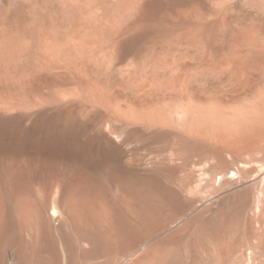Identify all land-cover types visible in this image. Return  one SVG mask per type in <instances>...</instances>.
I'll list each match as a JSON object with an SVG mask.
<instances>
[{
  "label": "rangeland",
  "instance_id": "obj_1",
  "mask_svg": "<svg viewBox=\"0 0 264 264\" xmlns=\"http://www.w3.org/2000/svg\"><path fill=\"white\" fill-rule=\"evenodd\" d=\"M0 264H264V0H0Z\"/></svg>",
  "mask_w": 264,
  "mask_h": 264
},
{
  "label": "bare ground",
  "instance_id": "obj_2",
  "mask_svg": "<svg viewBox=\"0 0 264 264\" xmlns=\"http://www.w3.org/2000/svg\"><path fill=\"white\" fill-rule=\"evenodd\" d=\"M75 200L81 202V203H84L86 205V202H84L83 200H85V198H83L82 194L81 193H77L75 194V196L73 197ZM88 203V202H87ZM90 205H92V202L90 203ZM94 205V204H93ZM92 205V206H93ZM95 206V205H94ZM91 208V207H90Z\"/></svg>",
  "mask_w": 264,
  "mask_h": 264
}]
</instances>
